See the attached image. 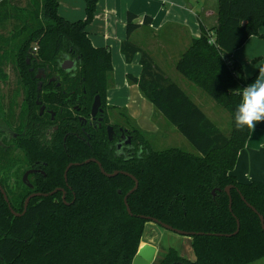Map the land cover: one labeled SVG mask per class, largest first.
<instances>
[{
    "label": "trees",
    "instance_id": "trees-1",
    "mask_svg": "<svg viewBox=\"0 0 264 264\" xmlns=\"http://www.w3.org/2000/svg\"><path fill=\"white\" fill-rule=\"evenodd\" d=\"M98 1L84 0L86 16L76 21L59 13L58 0L0 1V84L9 85V72L16 81L5 96L0 86V122L10 130L25 129L18 139L0 143V184L18 213L11 211L0 191V264H132L152 219L192 232L188 236L196 256L190 260L170 247L154 264H251L264 258V230L258 216L264 217V180L243 182L232 173L251 130L235 127L234 112L240 93L264 68V59L255 58L261 62L247 77L232 55L250 36L260 34L264 0H217L216 23L207 28L201 22L200 35L191 39L175 63L183 77L229 112L228 133L130 38L140 26L151 25L152 17L144 15L139 22L137 14L127 13V38L120 50L127 63L140 53L142 67L139 76L128 74V81L139 86L196 152L175 146L153 149L144 132L112 123L107 111L101 127L86 126L89 136L82 131L78 116H90L96 96L106 108L107 91L114 83L109 46H93L86 29ZM8 24L13 27L5 34ZM33 47L35 54L29 51ZM67 57L76 59L74 73L60 67ZM38 69L61 78L40 80ZM47 109L55 112L53 118ZM107 123L128 129L132 147L126 154L116 153ZM50 124L58 127L48 141L43 131ZM17 149L27 166L43 171L30 174L32 188L22 181L21 165L14 188L3 178L22 161ZM89 158L108 173L126 171L137 179L138 187L128 196L132 214L124 203L135 185L129 175L107 176L90 161L72 165L65 181L68 164ZM227 186H231V209ZM58 187L65 188V201L58 190L31 198L24 211L29 194ZM237 220L239 229L234 233Z\"/></svg>",
    "mask_w": 264,
    "mask_h": 264
},
{
    "label": "crops",
    "instance_id": "crops-1",
    "mask_svg": "<svg viewBox=\"0 0 264 264\" xmlns=\"http://www.w3.org/2000/svg\"><path fill=\"white\" fill-rule=\"evenodd\" d=\"M58 3V11L63 17L71 21L85 18L84 0H58ZM128 12L137 14L139 22L144 15L152 17L151 25L137 28L132 32L130 38L133 39L136 35V39L134 38L133 41L141 46L139 39H137L140 37L139 34L145 35L149 32L150 38L158 41V45L153 47L152 53H149L152 55L155 64L168 77L165 63L171 60L172 53L175 52L176 55L177 44L183 46L182 51L185 50L191 39L200 35V23L207 22L208 18L214 14L217 16V12L203 8L202 14H196L188 0L98 1L93 19L87 24L86 29L93 46H109L111 50L114 83L107 91L106 103L107 105L126 107L134 117H139L147 122L152 113L153 104H149L150 101L142 95L139 86L129 82L127 78L128 74L140 75L142 68L140 53H137L133 60L127 63L120 50L121 42L127 38L126 16ZM195 16L199 23L198 32ZM216 21L217 17L210 21L211 24L210 22L203 24L206 27L213 26ZM259 32V35L250 36L232 55L242 63L244 74L247 77L254 74L261 62L255 58L264 59V27H261ZM179 54L177 53L176 56L178 57ZM192 91L196 95V97L194 96L195 99L191 95L189 96L201 107L200 101L197 100V98L202 99L201 92ZM157 127L151 122L150 127L147 128L155 130ZM232 173L243 182L264 180V120L256 122L253 129L250 130L245 146L238 153ZM162 234L160 230L153 227L148 235L144 236L143 233L142 241L156 246L154 239ZM181 241L191 253L187 258L195 260L196 256L191 244L192 238L184 236ZM181 255L183 256V254Z\"/></svg>",
    "mask_w": 264,
    "mask_h": 264
},
{
    "label": "rangeland",
    "instance_id": "rangeland-1",
    "mask_svg": "<svg viewBox=\"0 0 264 264\" xmlns=\"http://www.w3.org/2000/svg\"><path fill=\"white\" fill-rule=\"evenodd\" d=\"M192 8H194V11L196 14H202V9L207 8L208 10L217 12L218 9V1L217 0H188ZM216 14L210 16L208 18L207 22L203 21V23H209L213 19L215 20ZM202 19V18H201ZM195 20L197 22V32L199 31V23L198 19L195 16ZM138 21V19H137ZM211 24V22H210ZM12 24H8L6 26V29L3 31L5 34H7L10 29L12 28ZM140 27H147V26H140ZM211 26H207V28H210ZM145 30V29H144ZM149 33V32H148ZM146 33L145 35L143 33L139 34V44L141 47L152 53L153 47L158 45V41L156 39L150 38V35ZM196 37V36H195ZM134 38L136 39V35H134ZM133 38V39H134ZM132 39V40H133ZM180 49V50H179ZM183 46H178L175 48V51L179 54V51H182ZM176 53V55H177ZM175 55V52L171 55V60L169 62L165 63V70L168 72V75L171 80L179 84L188 95H191V97L194 98L196 95L193 94L192 90H197L198 92H201L202 99L197 98V100L201 103V108L205 111V113L221 128L222 131L228 133L230 130V114L229 112L223 108L222 106L218 105L209 95H207L202 89L197 87L195 84L187 80L185 77H183L175 68V63L177 57ZM180 55V54H179ZM152 56V55H151ZM177 57V58H176ZM9 70L8 68L6 71ZM12 71V70H11ZM10 74V82L9 85L6 84H0L1 86V92L4 94V96L9 92V87L14 84L15 76L13 72H9ZM9 86V87H8ZM4 98V97H3ZM21 99V96L19 95V100ZM195 99V98H194ZM149 102V101H148ZM149 104H152L151 102ZM1 106H0V113H1ZM105 111L108 112L110 120L112 123H120L123 125L131 126L138 128L140 131L144 132L146 137L150 141V145L153 149L161 150L169 147H181L187 151L190 152H196L195 148L192 146V144L176 129L174 125H172L153 105L152 113L148 118V121H143V119L139 117H134L129 110L126 107L118 106V105H108L105 108ZM2 115V114H0ZM126 116H128L130 119H127ZM151 122L154 123L156 126H158L155 130L149 129L147 127H150ZM20 167V165L16 166L11 172H9L7 175H4V180L8 182L9 186L11 188L15 187L16 180L18 176H20L21 169H17ZM156 228L160 230L163 234L160 235L158 238L154 239L157 247V255L155 258V262H157L158 258L162 257L163 254L166 253V251L170 248H176L177 251L181 254H183V257L187 258L189 253V249L186 245L182 244L181 238L184 236L188 237L186 235L178 234L174 231L165 229L158 225L157 223H154L152 221H149L145 226V232L144 236L148 235L151 231V228ZM143 243L142 239L140 242V245ZM139 245V246H140ZM180 254V255H181ZM182 256V255H181ZM189 259V258H188ZM251 264H264V258L259 259Z\"/></svg>",
    "mask_w": 264,
    "mask_h": 264
},
{
    "label": "flooded vegetation",
    "instance_id": "flooded-vegetation-1",
    "mask_svg": "<svg viewBox=\"0 0 264 264\" xmlns=\"http://www.w3.org/2000/svg\"><path fill=\"white\" fill-rule=\"evenodd\" d=\"M32 54H35V53L33 52ZM66 59L75 60V64L71 68H69V69H66V70H64L62 68L61 69L64 72H66V73H74L75 68H76V59L67 57V58L63 59L61 61V63L64 60H66ZM60 67H61V65H60ZM37 75H39L40 77L38 78ZM36 77L38 79H40V80L41 79L48 80L49 82L56 81L57 79L61 78L58 74L48 75L47 73H45L43 71V69H38L37 70ZM101 107L103 108V112L102 113L101 112H98L95 116L92 115L91 109H90V116L88 118H86L84 116H81V115L78 116L79 119H80V124L82 125V127H81L82 128V131H84V133L87 136H89V133L86 131V126L88 127V129L92 130L93 127L94 128L101 127V125H102V122L104 120L105 107H103L102 104H101ZM75 109H77V107H75ZM44 111H45V108L43 109L42 112L41 111L40 112L43 113ZM47 111H49V113L51 112V115H52V118H53V116L55 115V112L52 111V110H50V109H47ZM108 125H112L113 126V124L107 123L106 130H107ZM57 127H58V125H55V124H53V125L50 124L48 127H46V129L43 131V133H44V137L43 138L45 140L50 141L52 139L51 136H52L53 132L57 129ZM17 129H19V128H17ZM24 132H25V129H24ZM24 132L23 131H18L16 129L10 130V129H8L6 127V125L3 122H0V143H3V141H5V140L8 141V140H11V139H18L19 138V135L23 134ZM107 135H108V130H107ZM114 137H115V142H114L115 150L117 148L116 146L118 144H121L120 154L121 155L126 154V150L128 148H131L132 147L131 146V140H132L131 137L132 136L129 133L128 129L125 126H123V125L118 126L117 129L115 128V126H113L112 137L110 139L109 136H108V139L109 140H112ZM128 138H130V143H126V141H127ZM133 152H134L133 150L132 151L129 150L128 153H131L132 154ZM16 155L22 160L21 163L17 164V165H21L22 168H23V170H24L23 173H21L22 181H23L24 184H26L27 186H29L30 188H32L33 186H32V184L30 183V180H29L30 174L38 173V172H43V171L40 168L35 167L33 164H31L30 166H27V163L24 162L25 156H24V154L22 152L19 151V149L16 150ZM76 163H78V162H76ZM72 165H76V164L75 163H72ZM27 171H31V172H29L28 175H27V177L24 179V174ZM64 178H65V173H64ZM65 181L67 182V177L65 178ZM58 188H63V190L62 189H58V190L62 192L61 198H62L63 201H65V196H66V190H65V188L64 187H58ZM32 193H42V192H32ZM41 196H43V195H41Z\"/></svg>",
    "mask_w": 264,
    "mask_h": 264
},
{
    "label": "water",
    "instance_id": "water-1",
    "mask_svg": "<svg viewBox=\"0 0 264 264\" xmlns=\"http://www.w3.org/2000/svg\"><path fill=\"white\" fill-rule=\"evenodd\" d=\"M29 51H30L31 53H33V50L30 49ZM74 64H75V60H69V59H66V60H64V61L61 63V68L64 69V70H66V69L71 68ZM37 77L39 78L40 76L37 75ZM101 104H102V103H101V99H100V97H99V96H96L95 99H94V101H93V103H92V106H91V113H92L93 116H95L98 112H101V113L103 112V108L101 107ZM43 109H44V108L42 107V108H41V112L43 111ZM101 119H102V118H101ZM107 130H108V136H109V138L111 139V137H112V133H113V126H112V125H108ZM126 143H130V138L127 139ZM116 147H117V148H116V153L119 154V155H121V154H120V147H121V144H118ZM90 161L97 162V164H98L99 167H100L101 172L104 173V174L107 175V176H115V175H117L118 173H123V174L129 175L130 177H132V178L134 179V181H135V185H134V187H133L132 189H130L129 192H127V194L124 196V203H125V206H126V208H127V211H128L129 214H132V213H131V209H130L129 204H128V196H129L131 193H133V192L136 190V188L138 187V181H137V179H136L132 174H130V173L126 172V171L115 170V171H113V172H111V173H108V172H106V171L103 169L101 163H100L99 161H97L96 159H94V158H89V159L85 160L84 162H81V163H75V164L78 165V164H82V163H88V162H90ZM71 166H72V163L69 164V165L67 166V168H66V170H65V178L67 177V171H68V169H69ZM31 171H32V170H31ZM31 171H27V172L24 174V179L27 177L28 173L31 172ZM58 189H62V190H63V188H56V189H54V190H52V191H50V192H47V193H32V194H30V195L26 198V200H25V203H24V211L26 210L27 205H28V203H29V201H30L31 198H33V197H35V196H41V195H43V196L52 195V194H54ZM0 191L2 192V194H3L4 198H5V200L7 201L8 206L10 207L11 211H12L13 213H15V214H18V213H16V212L12 209V207H11V205H10V203H9L8 196H7V194H6L5 190H4V188L1 186V184H0ZM225 191H226L227 194L229 195V208L231 209V204H232V197H231V193H230V191H231V186H227V187L225 188ZM242 199L244 200L243 197H242ZM244 201H245V200H244ZM246 203H247V202H246ZM247 205H248L249 207H251L255 212H257V211L255 210V208H253L249 203H247ZM24 211H23V212H24ZM258 216H259V219H260V222H261V226H262V228H263V230H264V217H263L261 214H258ZM152 220H153L152 222L157 223V224L160 225L161 227H163V228H165V229H168V230H171V231H174V232H176V233H178V234L186 235V236H188V235H192V234H193L192 232H191V233H188V232H185V231H182V230H178V229H176V228H173L172 226H170V225H168V224H166V223H163V222H161V221H158V220H156V219H152ZM238 229H239V220H237V230H236L234 233H236V232L238 231ZM200 233H201V232H200ZM234 233H233V234H234ZM229 235H231V234H229ZM156 255H157V247H156L155 245H153V244H151V243H142V244L139 246V249H138L136 255H135L134 258H133L132 264H153V262L155 261Z\"/></svg>",
    "mask_w": 264,
    "mask_h": 264
},
{
    "label": "clouds",
    "instance_id": "clouds-1",
    "mask_svg": "<svg viewBox=\"0 0 264 264\" xmlns=\"http://www.w3.org/2000/svg\"><path fill=\"white\" fill-rule=\"evenodd\" d=\"M264 120V68L259 77L240 93V102L234 112V124L238 129H253L256 122Z\"/></svg>",
    "mask_w": 264,
    "mask_h": 264
},
{
    "label": "built area",
    "instance_id": "built-area-1",
    "mask_svg": "<svg viewBox=\"0 0 264 264\" xmlns=\"http://www.w3.org/2000/svg\"><path fill=\"white\" fill-rule=\"evenodd\" d=\"M33 52L35 53L37 51V47H33Z\"/></svg>",
    "mask_w": 264,
    "mask_h": 264
}]
</instances>
